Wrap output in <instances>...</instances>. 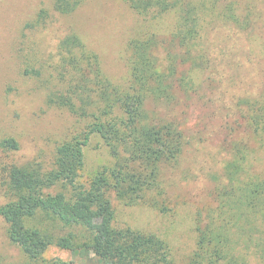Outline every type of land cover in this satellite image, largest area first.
<instances>
[{"label":"rangeland","instance_id":"rangeland-1","mask_svg":"<svg viewBox=\"0 0 264 264\" xmlns=\"http://www.w3.org/2000/svg\"><path fill=\"white\" fill-rule=\"evenodd\" d=\"M55 2L0 0V143L8 137L19 142L18 149L0 152V205L13 198L5 184L7 163L49 171L58 146L81 134L93 120L49 102V96L66 85L60 75L64 36L79 35L98 54L103 73L127 88L130 41L150 34L168 39L178 27L175 11L141 14L125 0H82L69 13L58 11ZM199 10L198 50L206 64L183 69L193 88L188 93L176 89L174 103L148 102L155 117L175 121L185 138L178 161L163 170L161 199L167 209L150 203L127 205L111 195L115 225L162 237L175 264H184L193 255L196 216L215 204L216 188L224 182V168L237 145L246 147L244 155H251V172L264 175L262 122L254 126L250 121L264 108V0H216ZM233 12L240 22L228 18ZM159 55L164 58L162 50ZM115 162L101 135L92 134L84 147L79 182L89 185L99 170ZM66 193L72 196L70 190ZM49 221L40 214L30 223L50 230ZM70 230L77 242L87 237L74 227L61 234ZM59 258L74 264H101L93 252L74 254L55 245L44 259H32L10 239L8 224L0 216V264H57ZM247 264H264V260L250 255Z\"/></svg>","mask_w":264,"mask_h":264},{"label":"trees","instance_id":"trees-1","mask_svg":"<svg viewBox=\"0 0 264 264\" xmlns=\"http://www.w3.org/2000/svg\"><path fill=\"white\" fill-rule=\"evenodd\" d=\"M81 1L56 0L55 8L69 13ZM125 1L141 14L175 11L178 27L168 39L150 34L130 41L127 88L103 73L98 54L79 35L69 33L61 40L60 75L66 85L64 90L54 91L49 102L93 120L81 134L58 146L49 171L14 163L4 166L5 184L13 198L0 205V216L8 224L10 239L32 259H44L55 245L74 254L93 252L101 264H175L162 237L115 225L111 195L127 205L150 203L162 211L167 209L161 199L163 170L178 161L185 138L175 121L155 117L148 102L174 103L176 89L188 93L193 88L183 69L206 64L198 50L199 9L216 0ZM228 18L240 22L235 12ZM262 116L264 108L252 114L250 121L254 126L262 122L264 136ZM94 133L105 140L116 162L103 167L85 185L79 182V175L84 147ZM2 148L18 149L19 142L8 137L0 143V152ZM244 152L247 154L246 147L237 145L224 168V182L216 188L215 204L197 214L196 248L184 264H247L250 255L264 260V175L251 172V155ZM40 214L51 219L50 230L30 223ZM71 227L85 231L83 242L76 241L72 230L61 234ZM56 263L74 264L63 258Z\"/></svg>","mask_w":264,"mask_h":264}]
</instances>
